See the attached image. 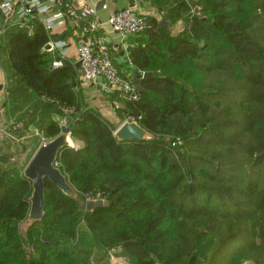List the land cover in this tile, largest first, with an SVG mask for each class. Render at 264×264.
I'll return each mask as SVG.
<instances>
[{
  "label": "trees",
  "instance_id": "trees-1",
  "mask_svg": "<svg viewBox=\"0 0 264 264\" xmlns=\"http://www.w3.org/2000/svg\"><path fill=\"white\" fill-rule=\"evenodd\" d=\"M151 4L164 26L147 18L129 54L136 72L153 75L129 78L138 101L107 94L147 141L115 137L118 126L78 93L74 63L51 69L38 19L31 31L0 32L8 114L45 141L62 131L54 117L67 120L80 145L57 157L75 195L45 179L43 219L23 233L31 183L0 166V264H93L95 251L108 264L119 248L129 264H264V0ZM178 21L184 30L172 36ZM88 195L107 206L88 212Z\"/></svg>",
  "mask_w": 264,
  "mask_h": 264
},
{
  "label": "built area",
  "instance_id": "built-area-1",
  "mask_svg": "<svg viewBox=\"0 0 264 264\" xmlns=\"http://www.w3.org/2000/svg\"><path fill=\"white\" fill-rule=\"evenodd\" d=\"M106 4L102 9H106ZM38 19L50 33L67 21L80 24L85 40L77 49L83 82H104L110 91H120L131 101H138L139 94L128 77L121 75L113 63L106 39L98 36L103 22L98 18L94 5L86 0H0V32L6 26H17L32 30V19ZM106 23L122 38L136 37L148 27L147 16L139 13L135 6L116 11ZM66 44L51 42L46 51L52 56L51 69L63 67ZM115 108H119L115 104ZM130 121V117L127 119Z\"/></svg>",
  "mask_w": 264,
  "mask_h": 264
},
{
  "label": "crops",
  "instance_id": "crops-1",
  "mask_svg": "<svg viewBox=\"0 0 264 264\" xmlns=\"http://www.w3.org/2000/svg\"><path fill=\"white\" fill-rule=\"evenodd\" d=\"M89 4L96 6V4L102 0H86ZM152 0H106V9H101L97 12L98 18L103 22L102 28L98 33V36L106 39L107 47L110 52L111 59L119 72L128 78L141 77L143 73L136 72L135 66L131 63L129 50L133 47H138L139 43L133 37L122 38L118 35L108 23L107 19L111 14L116 11L126 9L130 6H135V9L139 12H146L147 18H152L158 21L161 25L163 14L159 8L152 6ZM148 6V8H147ZM148 11V13H147ZM145 14V13H144ZM164 26V25H162ZM184 30L183 21H178L175 25L169 28V32L172 36L180 34ZM51 42H63L66 44L63 49L64 61L74 63L77 67V49L81 40H85L80 31V24L67 21L64 25L55 28L50 32ZM78 68V67H77ZM79 69V75L81 77V71ZM81 79V78H80ZM6 87L7 79L4 71L0 68V166L4 169L15 166L22 172L26 168L27 164L31 160L32 156L39 148L40 145L44 144L45 140L40 136L38 131L34 128L28 130H22L21 125L16 123V117L10 116L5 107L6 101ZM97 90L98 93L102 92L107 99V94L112 91L108 90L104 82L98 84H92L83 82L79 85L78 93L82 97L85 93V89ZM88 103V101L85 99ZM97 96H93L91 105L96 107L105 119L113 124V121L108 117V112L104 113L101 107L98 105ZM100 102V101H99ZM111 106L108 104L107 108ZM111 109V108H110ZM116 115L115 113H113ZM118 119V117L116 116ZM115 118V119H116ZM54 120L58 121L63 127H67V120H60L58 117H54ZM118 122V121H117ZM16 123V124H15ZM118 124V123H117ZM122 124H119L120 127ZM69 140L71 143H69ZM36 141V143H35ZM68 144L71 148H77L80 145L75 143L71 138L68 139ZM116 251V252H115ZM116 255H113L115 254ZM128 261L121 255V250L116 249L110 251L108 257V264H127ZM129 264V263H128Z\"/></svg>",
  "mask_w": 264,
  "mask_h": 264
},
{
  "label": "water",
  "instance_id": "water-1",
  "mask_svg": "<svg viewBox=\"0 0 264 264\" xmlns=\"http://www.w3.org/2000/svg\"><path fill=\"white\" fill-rule=\"evenodd\" d=\"M105 1L102 0L96 4L95 9L97 12L102 9ZM193 5L195 6V3ZM195 12L198 13L197 8H195ZM162 25H164V22H162ZM77 67L80 68L79 62ZM152 75V73H144L142 78H150ZM114 135L119 141H147L153 138L136 122H125L115 131ZM68 139H70V130L68 127H63L59 136L39 146L23 171L24 177L30 181L32 186V194L29 199L30 209L25 222L27 227L43 219L45 179H48L65 195L70 197L75 195L74 190L57 168V157L63 149L69 147ZM87 199L86 210L88 212L94 208L107 206V203L103 200H90V195L87 196Z\"/></svg>",
  "mask_w": 264,
  "mask_h": 264
},
{
  "label": "rangeland",
  "instance_id": "rangeland-1",
  "mask_svg": "<svg viewBox=\"0 0 264 264\" xmlns=\"http://www.w3.org/2000/svg\"><path fill=\"white\" fill-rule=\"evenodd\" d=\"M147 8H148V6H147ZM149 9V8H148ZM145 13V14H144ZM147 13H148V11H147ZM142 14L143 15H146V12H142ZM178 76H180V78L181 77H184L185 75H187L188 74V71H187V69H186V67H182V68H180L179 70H178ZM97 96V99L100 101H98V105L101 107V109H102V111L104 112V113H107L108 112V117L113 121V125L115 126V128H117V126L119 125V124H124L125 122H127V121H125V122H123V121H120V119L118 118H116V116L117 115H114L113 113H115L116 114V112H115V109L114 108H112V107H110V108H107V106H108V104H109V101H108V99L106 98V96H104V94L102 93V92H100V93H98L97 92V90H90V88L89 89H85V93L84 94H82V98L84 99V101H85V99L88 101V103L90 104V105H94L95 106V104H93V103H91V101H92V98H93V96ZM110 105V104H109ZM116 118V119H115ZM118 121V122H117ZM118 123V124H117ZM119 128V127H118ZM117 128V129H118ZM116 129V130H117ZM35 143H36V141H35ZM69 143H71V141H69ZM206 152H209V150H207ZM27 227V225H26V223H23V224H21V226H20V231L23 233V230H24V228H26ZM116 252V251H115ZM113 255H116V253L115 254H113ZM100 258H102V253L101 252H99V251H95L94 252V255H93V264H97V261H99L100 260ZM128 264V263H127Z\"/></svg>",
  "mask_w": 264,
  "mask_h": 264
},
{
  "label": "bare ground",
  "instance_id": "bare-ground-1",
  "mask_svg": "<svg viewBox=\"0 0 264 264\" xmlns=\"http://www.w3.org/2000/svg\"><path fill=\"white\" fill-rule=\"evenodd\" d=\"M70 141V140H69Z\"/></svg>",
  "mask_w": 264,
  "mask_h": 264
}]
</instances>
